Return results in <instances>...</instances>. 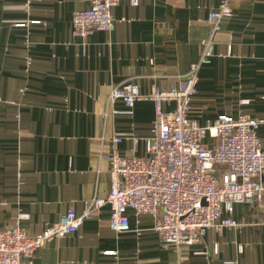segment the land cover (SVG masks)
I'll return each instance as SVG.
<instances>
[{"label": "crops", "instance_id": "1", "mask_svg": "<svg viewBox=\"0 0 264 264\" xmlns=\"http://www.w3.org/2000/svg\"><path fill=\"white\" fill-rule=\"evenodd\" d=\"M219 3L120 0L113 31L81 39L73 17L88 8L84 0H0V230L36 237L71 209L81 216L85 200L108 197L113 137L123 136L121 156H145L155 120L152 102L116 114L125 105L110 102L112 91L126 83L142 93L179 88ZM232 4L235 16L222 23L212 63L201 70L190 118L202 126L221 115L258 119L264 148V0ZM110 213L95 212L31 264H264V210L256 206L225 214L240 227L209 229L201 243L168 250L152 217L129 210L130 230L116 233Z\"/></svg>", "mask_w": 264, "mask_h": 264}, {"label": "built area", "instance_id": "2", "mask_svg": "<svg viewBox=\"0 0 264 264\" xmlns=\"http://www.w3.org/2000/svg\"><path fill=\"white\" fill-rule=\"evenodd\" d=\"M37 1L41 0H26L28 4ZM84 1L88 8L73 17L75 36L86 39L96 32H112V10L120 0ZM131 2L138 4V0ZM234 16L232 0H220L208 16L211 32L202 41L200 59L191 65L179 88L142 93L137 84L126 83L112 91L110 102L125 105L116 114L131 113L139 102L154 104V128L146 141V155L121 156L117 146L123 136L113 137L114 149L106 156L111 165L108 197L85 200L81 216L71 209L57 225L36 237H29L19 227L0 230V264H31L40 248L78 232L105 206L111 211L109 227L116 233L130 230L129 210L138 217H152L165 250L199 244L209 229L221 233L225 228L240 227L225 217L237 204L264 210V148L258 137L262 121L246 115H221L202 126L190 118L201 70L212 63L222 23ZM170 104L174 108L166 110ZM207 136L215 141L213 147L205 143ZM219 166L226 170L222 177L218 176Z\"/></svg>", "mask_w": 264, "mask_h": 264}, {"label": "trees", "instance_id": "3", "mask_svg": "<svg viewBox=\"0 0 264 264\" xmlns=\"http://www.w3.org/2000/svg\"><path fill=\"white\" fill-rule=\"evenodd\" d=\"M218 176L219 177H222L225 173H226V170H225V168L224 167H218Z\"/></svg>", "mask_w": 264, "mask_h": 264}]
</instances>
